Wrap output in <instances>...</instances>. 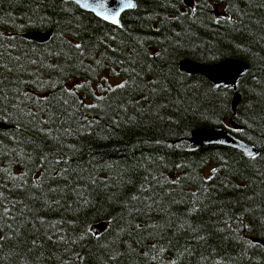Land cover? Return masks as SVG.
Here are the masks:
<instances>
[{
	"label": "trees",
	"instance_id": "16d2710c",
	"mask_svg": "<svg viewBox=\"0 0 264 264\" xmlns=\"http://www.w3.org/2000/svg\"><path fill=\"white\" fill-rule=\"evenodd\" d=\"M134 1L112 25L0 0V264H264V0ZM185 58L249 71L216 87ZM201 127L258 153L191 150Z\"/></svg>",
	"mask_w": 264,
	"mask_h": 264
},
{
	"label": "water",
	"instance_id": "95a60500",
	"mask_svg": "<svg viewBox=\"0 0 264 264\" xmlns=\"http://www.w3.org/2000/svg\"><path fill=\"white\" fill-rule=\"evenodd\" d=\"M64 1L73 2L84 11L98 17L91 9L98 4L99 0H79V3H77V0ZM119 2L120 0H106L107 7L109 8L118 7ZM132 2L135 3L134 0H132ZM85 3H88L89 7H84L83 5ZM191 4L192 0L186 1L187 6H190ZM130 10L132 9H125L124 12L121 13L120 19L124 13ZM98 18L103 20L101 17ZM105 22L110 23L109 21ZM51 35L52 31H30L25 34L27 38L41 43L49 40ZM179 69L190 75H203L212 81L216 87L227 86L236 89L238 82L248 73L249 65L245 61L237 58H226L216 63H203L191 58H185L179 62ZM240 100L241 96L236 92L232 103L233 110H236ZM231 123L236 127V124L232 120ZM0 127H8V125L0 122ZM189 143L191 150H197L209 146H223L235 149L247 156H250L249 153H252L253 156L258 153L257 148L252 143L239 138L229 129L224 127L198 128L192 132L189 138ZM106 227V222L98 223L92 227V230L94 233H100L105 230ZM253 240L264 246V238L256 237L253 238Z\"/></svg>",
	"mask_w": 264,
	"mask_h": 264
},
{
	"label": "snow or ice",
	"instance_id": "6c2138e0",
	"mask_svg": "<svg viewBox=\"0 0 264 264\" xmlns=\"http://www.w3.org/2000/svg\"><path fill=\"white\" fill-rule=\"evenodd\" d=\"M77 3H79V0H77ZM83 6L87 8L89 7V4L85 3ZM136 6L137 5L133 3L132 0H120L118 7L109 8L107 7L106 0H99L98 4L95 7H92L91 10L95 12V14L98 17H101L103 20L109 21L114 25H120L121 13H123L125 9H133ZM75 47L77 49H80L82 45L76 44ZM80 87H83V85H80ZM117 87L123 88L125 87V84L117 85ZM43 99H47V98L45 97ZM86 107L91 108V107H95V105H87ZM249 155L255 158L252 153H249ZM213 171L215 172L216 170L213 169Z\"/></svg>",
	"mask_w": 264,
	"mask_h": 264
},
{
	"label": "rangeland",
	"instance_id": "374dc122",
	"mask_svg": "<svg viewBox=\"0 0 264 264\" xmlns=\"http://www.w3.org/2000/svg\"><path fill=\"white\" fill-rule=\"evenodd\" d=\"M107 80L109 83H115V82H118L120 80V77H119V75H116V76L107 75Z\"/></svg>",
	"mask_w": 264,
	"mask_h": 264
},
{
	"label": "bare ground",
	"instance_id": "6f19581e",
	"mask_svg": "<svg viewBox=\"0 0 264 264\" xmlns=\"http://www.w3.org/2000/svg\"><path fill=\"white\" fill-rule=\"evenodd\" d=\"M192 5V4H191ZM214 84V83H213ZM234 98V97H233ZM235 111V110H234ZM226 127V126H225Z\"/></svg>",
	"mask_w": 264,
	"mask_h": 264
}]
</instances>
